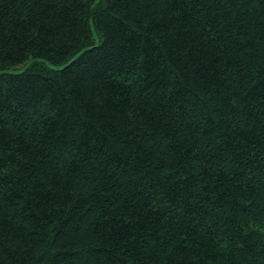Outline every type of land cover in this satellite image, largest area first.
Wrapping results in <instances>:
<instances>
[{
    "label": "trees",
    "instance_id": "16d2710c",
    "mask_svg": "<svg viewBox=\"0 0 264 264\" xmlns=\"http://www.w3.org/2000/svg\"><path fill=\"white\" fill-rule=\"evenodd\" d=\"M184 5L185 0H65L54 10L43 0H0V166L11 185L0 203V264H264V207L257 202L264 153L259 143L248 156L235 147L264 139V95L246 74L243 83L231 70L205 74L199 63L184 58L185 47L197 39L188 20L195 19L194 11ZM229 7L247 20L243 5ZM233 21L230 31L245 45L241 54L264 72V33L258 25ZM204 29L216 35L206 21ZM233 86L241 89L242 106L230 112L221 106L219 118L212 113L205 119L213 95ZM153 96L167 101V112L156 120L160 109L142 108L145 123L149 129L161 125L154 135L163 133L177 149L174 166L190 178L201 203L175 226L166 225L170 239L153 231V218L124 217L136 221L127 229L136 239L120 240L127 200L121 185L136 177L143 199L159 159L140 150L146 140L124 135L126 114ZM168 117L174 119L166 122ZM210 131L222 141L234 137L231 166L219 156L206 159ZM99 163L113 174V187L105 184L103 195L86 178ZM45 176L55 177L54 185ZM213 187L214 193H205ZM249 200L256 206L240 211Z\"/></svg>",
    "mask_w": 264,
    "mask_h": 264
},
{
    "label": "snow or ice",
    "instance_id": "6c2138e0",
    "mask_svg": "<svg viewBox=\"0 0 264 264\" xmlns=\"http://www.w3.org/2000/svg\"><path fill=\"white\" fill-rule=\"evenodd\" d=\"M45 4L52 7L54 10L59 4L65 2V0H43ZM233 6L243 5V14L247 17V20L243 17H239L237 13L232 11ZM165 3V7H167ZM186 7H191L195 14V19L190 15L188 20L192 22L194 27V32L197 39H194L190 45H187L184 49L183 55L185 59H191L194 63H199L204 69V73L207 74L209 70L212 72L229 71V75L235 72L237 75L241 76V83H243L244 75L246 74L249 80L255 84V90L259 91L264 95V72H257L254 69L253 64L250 62L251 58H245L241 54V48L245 47L244 44L238 42V38L230 31L234 27L233 18H239L242 23L246 25H251L253 27H259L260 31L264 33V0H239V4L235 3V0H185ZM177 15H182L181 10H175ZM206 21L207 27L211 28L215 36L204 34V22ZM217 25L219 27H217ZM186 32L189 29L185 30ZM241 35H244L241 33ZM219 38V39H218ZM261 59H264V35L261 37V47H260ZM261 67H264L262 65ZM227 79V78H225ZM235 79V76L232 77ZM244 87H248L247 84ZM239 87L233 86L232 89L222 90V94L218 97L213 95L211 102L213 107H206V111L209 113L205 119L211 120V114L217 113V109L221 106L226 107L229 112L232 108L240 104L242 106L243 101L240 98ZM153 107L160 109L159 112L155 113L154 118L156 120L164 119L163 113L167 112V101L162 97L153 96L151 100L145 98V100L138 104L137 110L126 114V125L129 126V130L124 133L125 136L131 138L136 137L137 140L147 141L141 151H145V155H150L155 153L159 157L157 164L152 165L155 169L157 175L153 181L152 188L144 192L143 199H141V185L137 182V178L134 176L129 177V182H125L121 185L123 194L127 196V200L124 202V206L121 210L120 219L123 220L124 217H136L139 220L147 222V218H153L154 223L157 225L153 231H157L160 237L165 239H170L171 234L169 228L166 225L175 226L176 222L182 221L183 217L187 215L188 212L196 211L199 209L201 203V197L195 195L191 186L189 184V177H181L177 168L174 166L172 153L176 152L177 149L173 147L172 143L169 141L167 136L161 133L160 136H155V130L160 128L159 124H152L151 129H149L148 124L145 123L147 117L143 115L141 111L142 108H147L148 111H152ZM243 116L244 114L241 113ZM174 117H168L166 122H171ZM236 125H233L235 127ZM264 130V126H262ZM148 132V135L145 133ZM234 137L226 138L223 141L220 139L219 132H211L205 140L208 147V153L206 159L216 158L223 160L225 163L231 166L235 163L232 160L231 152L233 148ZM124 142L121 144L120 150H124ZM260 144V152L264 153V139L254 141L246 140L241 145H235V147H240L241 152L244 156H248L251 151L255 153L257 151L256 145ZM139 147V145H137ZM135 151L136 149H132ZM221 153L228 154L226 156H220ZM108 152H105L107 155ZM247 166V161L243 167ZM211 167V165H209ZM7 173L4 172L2 166H0V203L5 199H8V191L11 187L6 180L3 179ZM254 175V174H253ZM63 178V177H61ZM86 178L92 181L93 190L99 192L103 195L105 189L103 186L108 184V181L113 180V174L111 172H106L105 163H99L97 165H92L88 173H86ZM49 184L54 185L55 177L49 178L45 176ZM231 183V179L228 180ZM247 182V181H246ZM217 183L219 186H223V178H219ZM40 186L43 187V182H40ZM99 186V187H97ZM113 187L112 184H108V188ZM262 187V194L259 198L261 206L264 207V185ZM207 192H215V187L211 189H205ZM150 201V202H149ZM233 206L239 208V204L236 198H233ZM256 202L249 200L245 208H240V211H247L249 208H254ZM215 207V204L212 205ZM205 215L208 211H205ZM136 224L135 220H123L121 227V233L118 235V239L125 240L127 236H131L132 240L136 239L135 235L128 232L127 229L131 228ZM129 246H131V241H128ZM240 248L244 247V243L239 245ZM259 251V250H258ZM4 258V249L0 247V259Z\"/></svg>",
    "mask_w": 264,
    "mask_h": 264
}]
</instances>
